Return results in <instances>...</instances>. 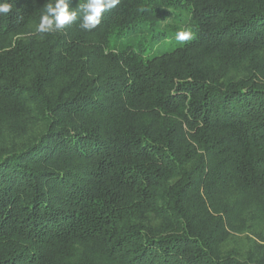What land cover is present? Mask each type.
I'll return each mask as SVG.
<instances>
[{
    "label": "trees",
    "instance_id": "1",
    "mask_svg": "<svg viewBox=\"0 0 264 264\" xmlns=\"http://www.w3.org/2000/svg\"><path fill=\"white\" fill-rule=\"evenodd\" d=\"M9 2L0 264H264V0Z\"/></svg>",
    "mask_w": 264,
    "mask_h": 264
},
{
    "label": "clouds",
    "instance_id": "2",
    "mask_svg": "<svg viewBox=\"0 0 264 264\" xmlns=\"http://www.w3.org/2000/svg\"><path fill=\"white\" fill-rule=\"evenodd\" d=\"M35 3V0H33ZM120 0H87L81 6L82 19L80 27L91 31L101 23L102 14L116 7ZM12 3L9 0H0V14H9L12 11ZM78 18L77 11L69 10V0H55V3H48L46 11L40 16L39 23L35 27L37 33H51L61 31L71 25ZM193 38L190 30H180L176 33L175 39L178 42H186Z\"/></svg>",
    "mask_w": 264,
    "mask_h": 264
},
{
    "label": "rangeland",
    "instance_id": "3",
    "mask_svg": "<svg viewBox=\"0 0 264 264\" xmlns=\"http://www.w3.org/2000/svg\"><path fill=\"white\" fill-rule=\"evenodd\" d=\"M169 48H170V46L167 44V45H164V47H162L161 50H168ZM250 225L252 226L253 229H255V231L256 230H262L263 231L264 230V216L260 215V214H257L255 216V219L251 220ZM246 231H248V230L246 229ZM235 236L240 237L241 239H243V237H242L243 234L235 235ZM243 242L245 243L246 241L243 240Z\"/></svg>",
    "mask_w": 264,
    "mask_h": 264
}]
</instances>
